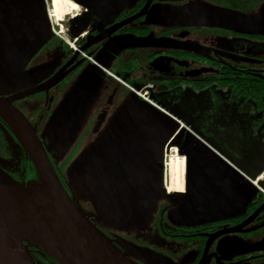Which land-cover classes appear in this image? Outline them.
<instances>
[{"label":"flooded vegetation","instance_id":"flooded-vegetation-1","mask_svg":"<svg viewBox=\"0 0 264 264\" xmlns=\"http://www.w3.org/2000/svg\"><path fill=\"white\" fill-rule=\"evenodd\" d=\"M208 2L98 0L96 13L75 2L78 9L68 13L61 22L65 26L66 37L75 49L65 38L61 39L54 33L55 39H49L44 45L48 46L54 58L48 63L34 65L28 62L25 71L37 68L30 84L10 94L0 93L15 107L16 102L23 98L24 105L30 110L44 105L50 116L58 105L52 108L57 102L55 98L60 96L57 89L61 83L67 80L69 73L80 70L89 60L93 59L102 75L103 72L108 75L106 79L121 77L132 82L147 79L146 84L136 85L135 88H144L155 102L180 118L179 137L176 143L164 147L161 161H166L165 154L168 152L173 155L174 149L185 161L184 188L181 191L166 189L164 168L167 201H164L166 204L161 213L173 211L183 202L194 161L199 162L197 166L203 163L216 166L218 163L229 167L226 170L231 175L233 188L227 195L233 198L230 206L237 210L236 213L191 225L177 223L169 226L163 215L156 218L157 231L162 237L184 240L188 244L187 253L193 257L189 264L219 263L216 252H209L211 244L227 234L228 230L237 232L244 222L264 214V187L258 185L259 181L264 184V168L253 181L247 178L244 171H255L264 166V68L256 67L258 57L252 51L251 42L257 35L264 38V34L246 29L235 20L229 25L202 24L191 20L188 14L196 13L195 10L205 13L218 11H208L205 8L211 5ZM215 5L227 7L221 3ZM79 28L83 29L75 32ZM27 91L31 92L24 94ZM37 94L41 98L36 99ZM36 132L41 138L40 132ZM23 146L12 125L0 114V169L21 181L32 177ZM52 164L68 191L53 161ZM207 174L210 173L200 176ZM245 180L256 191L243 206L247 186ZM194 181L200 184V178ZM90 220L138 264L170 263L157 254L130 253V249L119 243L106 226L97 223L93 217ZM241 231L245 232V229ZM255 245L256 253L252 259L257 262L264 257V240ZM146 246L161 253V245L157 241L151 247L150 244ZM29 250L37 264H60L39 247L30 246ZM258 250L262 253L258 254Z\"/></svg>","mask_w":264,"mask_h":264},{"label":"rangeland","instance_id":"rangeland-1","mask_svg":"<svg viewBox=\"0 0 264 264\" xmlns=\"http://www.w3.org/2000/svg\"><path fill=\"white\" fill-rule=\"evenodd\" d=\"M209 1L207 4L211 5L205 7L208 11L210 9L224 11L208 13L235 20L246 29L264 34V0ZM37 3L36 0H0V76L5 66L10 68V61L14 57V54L10 57L9 53L12 52L10 46L27 21L34 18L36 14L34 8L38 7ZM49 3V0H46L48 19ZM217 3L225 4L227 7L215 5ZM205 8L203 9L206 10ZM228 12L231 13L227 14ZM52 21L54 22L53 18ZM61 22L53 24L54 31L51 30V33H48L47 39L25 65H21L8 79L0 82V93L10 94L30 84L37 68L35 71L34 69L25 71L28 62L35 65L41 64L40 62L48 63L54 58L52 52L48 51V46L44 45L49 39H55V32L66 37L65 26H62ZM251 42H253L254 49L252 51L258 57L256 67L264 68V38L257 35ZM36 53H38L37 56L31 60ZM84 64L80 70L69 73L67 80L61 83L62 85L57 89L60 96L57 97L58 99L55 98L57 102L52 108L54 109L62 100L72 95L84 94L82 103L78 110L71 114L63 128L51 126L48 134L43 138L58 173L67 185L68 193L81 211L97 219L99 212L103 210L99 209L102 199L99 197L101 191L108 188L113 190V186L109 187V184L115 183L127 175L124 172L126 169L129 172L133 168L137 192L131 197L126 196V205L123 208L120 207L122 215L110 219L107 224L103 225L115 234L117 241L122 245L142 248L144 253L163 256L164 260L170 262L169 264H189L193 257L187 253L188 244L184 240L162 237L157 231L156 218L163 215L164 221L169 226L177 225V223L191 225L197 222L193 219H200L193 217L191 210L189 216L193 219L190 220H176V215L170 210L161 213V208L165 207L166 202L164 201H167V197L163 184L164 166L157 154H143L144 158L140 164L141 167L144 166L143 170L139 168V161L133 167L131 166L139 149H143L144 143V134L140 124H132V122L138 121L136 118L142 116L141 108L145 110L146 123L152 118H159L157 111L163 112L152 103L154 100L148 98L149 95L145 98L135 93V86L146 84L147 79H139L137 82L121 77L106 79L108 75L104 72L103 75L102 73L97 75L93 59ZM39 98L41 95L37 94L36 99ZM23 100L24 98L16 102L17 107L34 129L42 135L44 131H47L53 114L49 116L44 105L30 110L24 105ZM170 156L167 157L166 163ZM214 169L224 178H228L230 175L221 164L216 163ZM192 172L190 168L188 182L190 181L191 185L193 184V177L190 178ZM144 173L147 175H143ZM139 193H142L141 196ZM168 203L172 202L168 201ZM184 206L186 205L184 204ZM212 209H215V206L211 203L202 205L200 207L201 217H205L207 211ZM236 211L233 209L227 215L234 214ZM255 226L257 228L249 232ZM241 229H245V232ZM238 231L228 230L227 234H224L218 241L216 239L209 247V252H216L215 255L218 256L219 263L217 264H264V257L258 259L257 262L252 259L256 253L255 243L264 240V214L255 215L244 222L239 226ZM156 241L161 245L160 254L146 246L150 244L151 247L152 244H156ZM257 253H262V251L258 250ZM193 256H197V254ZM204 256L205 254L203 258Z\"/></svg>","mask_w":264,"mask_h":264},{"label":"water","instance_id":"water-1","mask_svg":"<svg viewBox=\"0 0 264 264\" xmlns=\"http://www.w3.org/2000/svg\"><path fill=\"white\" fill-rule=\"evenodd\" d=\"M74 1L78 4L87 6L91 13H96L95 9L98 0ZM37 6V8L36 6L34 8V10H36L34 18L27 21L26 25L21 29L17 38L10 46V51H12L9 53L10 57L13 54L14 57L10 61V68L5 66L1 72L0 82L8 79L21 65H25L27 60L47 39L48 33H51L50 22L46 15V0H39ZM195 12L196 13H189L188 15L191 20L198 23L211 25H229L232 23V20L220 18V15L200 12L198 10H195ZM82 29L83 28L76 29L75 32L78 33ZM18 47L19 49L17 50ZM96 71L97 75L102 73L98 68ZM30 92L31 91H27L24 92V94ZM84 96V94L72 95L62 100L53 112L49 127L46 132L44 131V133H42L41 138L43 139L46 137L51 126L63 128L71 117V114L78 110ZM141 111L142 116L136 118L138 121L132 122V124L139 123L142 128L144 134L143 149H139V152L132 162L133 165L131 166L133 167L139 161V168L143 170L144 166H140L144 158L143 154L155 153L158 158L161 159L164 147L176 143L177 137H179L177 131L180 126V123H178L180 118H178L174 112L165 109L167 113L157 111L156 113L159 115V118H152L147 124L145 122V110L141 108ZM0 114L12 125L19 140L31 154L39 175V181H32L26 185H21L0 169V264H37L30 254L29 246L32 245L43 249L60 264H97L84 259L66 244L50 234L30 215L26 208L14 196V193L17 191L22 192L32 187H39L43 185V183H46L50 195H52V198L55 200L54 203H56L58 210L72 229L76 238H78L80 243L93 253L101 263L138 264L119 249L109 237L91 222L90 217L93 216L86 215L76 205L58 177L48 152L44 147L43 141L32 124L15 105L1 96ZM10 117L18 123L28 143L22 140ZM139 146L140 144L138 148ZM198 163L199 162L194 161L192 163L193 168L190 167L191 171H193L190 175L191 179L193 177V184L191 185L188 182L187 194L183 202L178 208L171 211L176 215V220L193 219L189 216L190 210L193 213V217L200 219H193L197 222L215 217H222L233 210L230 206L233 198L227 195V192L233 188L230 175H228V178H224L221 176V173L217 172L215 169H211L215 168V166H207L204 165V163L197 166ZM223 167L226 169L229 168L226 166ZM129 168L131 167L129 166ZM263 168L264 166L257 168L255 171H244L247 178L253 181ZM124 172L127 175L121 177L117 182L109 184V187L113 186V190L108 188L102 190L99 194V197L102 198L100 200L99 209L103 210L99 212V216L95 221L102 226H105L103 224H107V221L110 219L116 218L120 214L122 215L123 212L120 213V207L122 206L123 208L126 205V196L128 195L131 197L137 192L135 190V183L137 182L133 177V168H131L129 172H127V169ZM202 172L210 174L200 176L203 174ZM143 175H147V173ZM142 178L145 179L143 176ZM197 178H200V184L194 181ZM74 179L77 180L76 178ZM245 183L247 186L243 206L247 203L249 197L256 191V188L248 181L245 180ZM258 185L264 187L262 181H259ZM141 194L142 193H139V196H141ZM209 203L213 204L215 209L207 211L205 217H201L200 207ZM184 204L186 206H184ZM123 246L126 249H130V253H144L142 248L130 247L125 244H123Z\"/></svg>","mask_w":264,"mask_h":264},{"label":"bare ground","instance_id":"bare-ground-1","mask_svg":"<svg viewBox=\"0 0 264 264\" xmlns=\"http://www.w3.org/2000/svg\"><path fill=\"white\" fill-rule=\"evenodd\" d=\"M49 2L50 9L48 10V16L52 31H54V23L57 24L58 21H62L64 16H66L68 13L78 9V5L72 0H49ZM52 18L54 22L52 21ZM56 34L61 39L65 38L64 40H67L69 46H72V42L69 39L59 35V33ZM134 90L135 93L138 91H145L147 96L149 95L144 88H134ZM152 103L161 111L167 113V111H165V109L157 102H155V100L154 102L152 101ZM10 118L22 140L28 143V140L26 139V136L22 132L18 123L12 117ZM175 151L176 149H174V152ZM184 169L185 161L183 156L175 153L169 157L167 163L165 164V186L168 191L183 190ZM14 196L26 208L30 215L59 241L66 244L84 259L93 263L95 262L97 264H103L95 255H93V253H91L82 243H80L78 238H76L72 232V229L58 210L56 203H54L55 200L52 198V195H50L46 183H43V185L39 187H32L28 190H23L22 192L17 191L14 193Z\"/></svg>","mask_w":264,"mask_h":264},{"label":"trees","instance_id":"trees-1","mask_svg":"<svg viewBox=\"0 0 264 264\" xmlns=\"http://www.w3.org/2000/svg\"><path fill=\"white\" fill-rule=\"evenodd\" d=\"M24 147V146H23ZM23 151L24 153L26 154V156L28 157V161H29V164H30V168H29V174L32 175V177L30 179H24V180H17L16 178H14L13 176L9 175L10 177H12L13 180H15L17 183L21 184V185H26L28 184L29 182H32V181H39V175H38V172H37V169H36V166H35V163L32 159V156L31 154L29 153V151L26 149V147H24ZM34 246V245H32ZM29 249H30V246H29Z\"/></svg>","mask_w":264,"mask_h":264},{"label":"built area","instance_id":"built-area-1","mask_svg":"<svg viewBox=\"0 0 264 264\" xmlns=\"http://www.w3.org/2000/svg\"><path fill=\"white\" fill-rule=\"evenodd\" d=\"M72 48H74L75 49V47H74V45H73V43H72ZM136 93H138L139 95H142L143 97H145V98H147L148 96H147V93L144 91H138V92H136ZM167 157V155L165 154V158ZM165 164H166V161L164 162V166H165Z\"/></svg>","mask_w":264,"mask_h":264}]
</instances>
